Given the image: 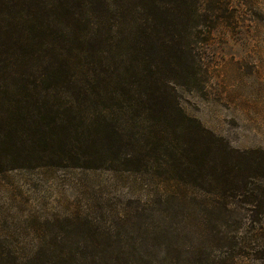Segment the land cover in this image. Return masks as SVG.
Here are the masks:
<instances>
[{
    "label": "trees",
    "instance_id": "16d2710c",
    "mask_svg": "<svg viewBox=\"0 0 264 264\" xmlns=\"http://www.w3.org/2000/svg\"><path fill=\"white\" fill-rule=\"evenodd\" d=\"M233 22L230 0H0V172L108 166L116 153L96 148L105 141L163 175L166 191L239 190L263 219L264 190L252 180L264 177V152L232 147L171 93L201 82L198 52L216 27ZM52 245L53 255L47 246L0 264L96 262Z\"/></svg>",
    "mask_w": 264,
    "mask_h": 264
},
{
    "label": "rangeland",
    "instance_id": "374dc122",
    "mask_svg": "<svg viewBox=\"0 0 264 264\" xmlns=\"http://www.w3.org/2000/svg\"><path fill=\"white\" fill-rule=\"evenodd\" d=\"M230 7L232 25L216 27L198 52L201 82L171 93L232 147L264 152V0H230ZM96 144L108 158L116 153L108 166L0 172V257L27 260L47 246L53 255L56 244L67 258L94 264H264V218L252 195L189 184L169 192L171 182L153 167L138 156L126 160V145ZM252 181L264 190V177Z\"/></svg>",
    "mask_w": 264,
    "mask_h": 264
}]
</instances>
